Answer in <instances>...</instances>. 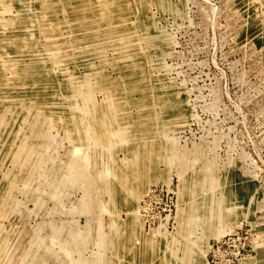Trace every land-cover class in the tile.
<instances>
[{"label": "rangeland", "instance_id": "1", "mask_svg": "<svg viewBox=\"0 0 264 264\" xmlns=\"http://www.w3.org/2000/svg\"><path fill=\"white\" fill-rule=\"evenodd\" d=\"M0 264H264V0H0Z\"/></svg>", "mask_w": 264, "mask_h": 264}, {"label": "built area", "instance_id": "2", "mask_svg": "<svg viewBox=\"0 0 264 264\" xmlns=\"http://www.w3.org/2000/svg\"><path fill=\"white\" fill-rule=\"evenodd\" d=\"M224 240V239H223ZM218 242V244H221L222 243V240H220V241H217Z\"/></svg>", "mask_w": 264, "mask_h": 264}]
</instances>
